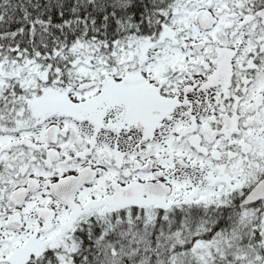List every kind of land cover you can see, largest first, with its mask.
Masks as SVG:
<instances>
[{
    "label": "snow or ice",
    "instance_id": "snow-or-ice-1",
    "mask_svg": "<svg viewBox=\"0 0 264 264\" xmlns=\"http://www.w3.org/2000/svg\"><path fill=\"white\" fill-rule=\"evenodd\" d=\"M0 264H264V0H0Z\"/></svg>",
    "mask_w": 264,
    "mask_h": 264
}]
</instances>
